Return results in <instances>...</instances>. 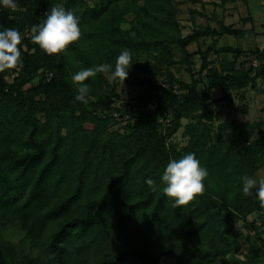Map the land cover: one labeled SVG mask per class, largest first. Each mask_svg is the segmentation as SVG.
<instances>
[{
	"label": "trees",
	"instance_id": "1",
	"mask_svg": "<svg viewBox=\"0 0 264 264\" xmlns=\"http://www.w3.org/2000/svg\"><path fill=\"white\" fill-rule=\"evenodd\" d=\"M121 1L16 0V11L0 5V31L15 28L22 36V65L0 72V264H250V255H236L242 232L234 224L242 220L259 233L260 220L264 228V208L254 194H243L241 180L264 166V130L255 132L260 121L214 126V103L231 98L234 89L256 85L264 75V47L214 44L200 49L202 76L193 77L192 52L186 46L205 36L213 42L224 33L243 37L254 29L245 26L252 16L247 13L234 25L212 15L181 35L171 0H143L130 27L123 29L119 18L124 10L116 11ZM58 4L82 24L111 13L102 35L105 49L95 66L106 59L114 67L127 44L132 66L125 81L144 84L136 104L153 97V108L131 111L129 119L113 127V119L97 111L110 106L109 95L119 96L115 84L105 95L88 96L86 104L75 100L78 85L71 81L66 51L89 67L94 47L78 40L58 55H47L31 40V26L42 23ZM173 46L181 49L180 58L174 57ZM210 50L230 52L232 59L210 65ZM242 53L251 54L247 67L237 60ZM178 62L189 80L172 71ZM14 70L8 81L6 73ZM140 72L164 73L166 82L161 85ZM96 81L100 85L107 78L98 73ZM215 87L221 96L214 94ZM183 118L189 120L183 123ZM181 126L188 140L178 148L170 139ZM190 152L208 171L205 191L173 208L162 191L163 170ZM147 179L155 182V191ZM252 212L256 219L248 220ZM258 239L256 254L261 253L264 264V237Z\"/></svg>",
	"mask_w": 264,
	"mask_h": 264
},
{
	"label": "rangeland",
	"instance_id": "2",
	"mask_svg": "<svg viewBox=\"0 0 264 264\" xmlns=\"http://www.w3.org/2000/svg\"><path fill=\"white\" fill-rule=\"evenodd\" d=\"M87 1L88 5H92L95 0H85ZM177 8L176 17L179 23V29L181 35H185L189 31L193 29V27L201 26L206 23V18L213 16H217L219 19L224 20L226 23H232L234 25H240V17L246 15L247 13H251L252 20L247 21L245 26L252 25L255 30H264V0H247V2L241 0H229L226 2L224 6L220 5V0H204L205 4H201V0H171ZM143 0H137L133 2L131 0H122L117 4L116 11L124 10L123 15L119 18V25L120 27L127 28L130 27V21L134 16V10L141 5ZM218 4V5H217ZM194 8L195 11L191 12L189 9ZM200 11V12H198ZM111 13L109 11L105 12L100 17L88 21L85 23L79 22V27L81 30V36L79 38L80 43L82 45H91L94 47V50L91 58H92V66L95 67V62L103 54V50L105 46L103 44L104 37L102 36L110 26L111 22ZM158 24V21H155ZM210 23L213 26H218L217 22L214 19H210ZM127 26V27H124ZM253 29V30H254ZM95 32L97 35L89 36L84 35L85 32ZM29 33V32H28ZM26 33V34H28ZM25 35V31H23ZM102 36V37H101ZM97 37V38H96ZM228 43L232 45H236L241 49L250 50L254 45H257L259 48L264 46V32L255 36L248 32L241 38H237L231 34H225L221 36L217 41L213 42L210 36H205L199 38L197 41H191L187 44L186 48L192 52L191 60H192V70H193V77L202 76V73L199 71L200 64H201V56H200V49L205 50L208 46L217 44ZM126 48L129 49L127 44H124ZM132 50V49H131ZM173 52L175 58H180L182 55V51L177 46H173ZM251 54L249 53H242L238 57L239 65L240 62L244 63V66L247 67L249 65V61L251 58ZM66 56L69 60L70 66V73L71 75L75 74L76 72L80 71L81 69L89 68L86 67L81 60L71 51H66ZM144 58V54L141 53V59ZM230 58L232 59V54L230 52H220L216 53L213 50H210L207 54V60L209 61L210 65H219V61L221 59ZM253 64H257L258 61L252 59ZM102 64H110L106 59L103 61ZM238 65V66H239ZM172 71L176 76H179L183 79L189 80V74L185 71L184 64L176 63L172 66ZM13 71H9L6 73L5 78L10 80L12 78ZM107 78V82H102L100 85L96 81V75L93 77H89L84 83H86L89 87V94L88 96L94 98L99 95H105L108 93L110 85L115 84V90L119 94L118 97L115 95H109L110 100L112 98L117 99V101L122 103H134L138 102V92L144 87L140 84H133L127 81H124L123 85L119 81H111L110 80V73L105 74ZM138 76H151L158 80V83L162 85V83L166 82V77L163 74H154V73H137ZM72 77V76H71ZM39 78L35 76L32 82L36 81ZM30 81V82H31ZM30 82H27L25 85H28ZM200 83V82H199ZM214 94L216 96H221L222 91L220 87L214 88ZM150 97L149 99H152ZM246 103V110L243 111L244 104ZM214 110L217 113L216 118L213 121L214 126H216L220 122H236L241 123L244 121L249 122H259L258 126L255 128V132L258 133L260 130H264V75L259 76L256 80L255 86L248 85L244 89H234L231 93V98L229 99H221L214 103ZM170 118V117H169ZM189 119L183 118V123H186ZM169 121V120H168ZM165 122V121H164ZM163 126L167 125L168 123H164ZM117 126L113 123V127ZM188 140V136L183 133V126L171 137L170 142H172L176 147H182ZM254 179L259 180V178L264 177V166L259 168L254 174L251 176ZM264 217V215H263ZM248 220L256 219L255 212H252L247 215ZM257 227L259 229V233L253 230V228H249L248 226H244L242 220H238L235 222L234 227L235 229L240 230L242 233L238 234V239L240 241V248L236 251V255L240 259H244L247 255L248 261L250 264H261V253L257 252V246H259L260 241L258 239V235L264 237V228L260 223V220H257ZM20 236V235H19Z\"/></svg>",
	"mask_w": 264,
	"mask_h": 264
},
{
	"label": "clouds",
	"instance_id": "3",
	"mask_svg": "<svg viewBox=\"0 0 264 264\" xmlns=\"http://www.w3.org/2000/svg\"><path fill=\"white\" fill-rule=\"evenodd\" d=\"M0 5L12 11L17 10L16 0H0ZM127 27V26H124ZM31 40L47 55H58L69 45L79 40L81 30L76 14L66 10L62 5L52 7L50 14L42 23L33 24L30 28ZM22 36L18 29L5 28L0 31V72L15 69L22 65ZM132 66V53L124 49L116 57L114 67L110 64H99L95 67L81 69L72 75L71 81L78 85L75 100L88 103L89 87L84 83L89 77L98 73H110V80L119 81L123 85ZM208 171L202 167L195 153H188L167 163L161 177L164 196L173 201V208L188 205L205 191L204 180ZM242 192L245 196L255 195L261 208H264V177L259 180L250 176L241 177ZM155 191L152 179L145 181Z\"/></svg>",
	"mask_w": 264,
	"mask_h": 264
},
{
	"label": "built area",
	"instance_id": "4",
	"mask_svg": "<svg viewBox=\"0 0 264 264\" xmlns=\"http://www.w3.org/2000/svg\"><path fill=\"white\" fill-rule=\"evenodd\" d=\"M26 33H28V31ZM16 73L17 70H14L12 77ZM49 75L50 73H47V78H49ZM162 85H164V83H162ZM155 105H156V100L154 98L148 99L140 105L134 103H122L117 101V99L112 98L110 102V106L105 109H99L97 113L98 115H102V116L108 114L113 119L114 124L118 125L120 123H124L127 119L130 118L131 111H136L137 109L139 110L142 108L143 109L153 108ZM168 120H169V116L162 119L163 122L165 121L164 123H168Z\"/></svg>",
	"mask_w": 264,
	"mask_h": 264
},
{
	"label": "crops",
	"instance_id": "5",
	"mask_svg": "<svg viewBox=\"0 0 264 264\" xmlns=\"http://www.w3.org/2000/svg\"><path fill=\"white\" fill-rule=\"evenodd\" d=\"M250 14H251V13H250ZM262 32H264V30H255V29H254V30H252L250 33L255 34V36H257L258 34L260 35V33H262ZM225 34H228V33H224L223 35H225ZM223 35H221V36H223ZM221 36H220V37H221ZM220 37H219V38H220ZM219 38H218V39H219ZM237 38H241V37H237ZM218 39H217V40H218ZM226 44H228V43H223V44H219V43H218L216 46H219V45H226ZM229 45H232V44H229ZM255 46H257V45H254L252 48H254ZM261 47H264V46H261ZM225 53H226V52H225ZM226 59H227V60H230V58H229V59L226 58Z\"/></svg>",
	"mask_w": 264,
	"mask_h": 264
}]
</instances>
